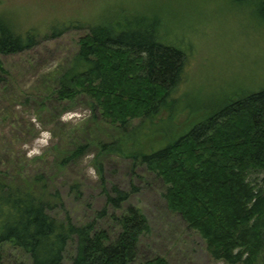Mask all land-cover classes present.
Listing matches in <instances>:
<instances>
[{
	"label": "trees",
	"instance_id": "trees-1",
	"mask_svg": "<svg viewBox=\"0 0 264 264\" xmlns=\"http://www.w3.org/2000/svg\"><path fill=\"white\" fill-rule=\"evenodd\" d=\"M229 1L264 29V0ZM161 28L158 17L139 16L124 21H58L44 31L36 26L19 28L13 17L0 14V54L33 49L44 32L45 37L56 38L87 29L68 68L56 79L53 100L71 103L83 95L94 116L98 112L123 130L118 138L101 143L102 148L157 175L166 187L168 208L202 235L214 259L264 264V85L202 109V119L188 131L165 128L156 120L166 108L175 109L189 56L163 38ZM7 74L0 58V87ZM142 125L145 133L150 131L147 135L165 129L161 141L144 148ZM90 144L72 143L61 151L60 165L83 156ZM1 169L0 264H26L6 263L2 252L6 242L27 252L32 264H168L161 255L138 257L141 236L151 229L139 207L130 205L122 214H113L119 229L112 236L95 220L78 224L71 217L59 220L51 215L52 207L63 203L45 170L17 172L10 178ZM112 190L106 201L121 209L131 193L116 186ZM99 213L105 214L106 207ZM72 240L76 252L68 255Z\"/></svg>",
	"mask_w": 264,
	"mask_h": 264
},
{
	"label": "rangeland",
	"instance_id": "rangeland-1",
	"mask_svg": "<svg viewBox=\"0 0 264 264\" xmlns=\"http://www.w3.org/2000/svg\"><path fill=\"white\" fill-rule=\"evenodd\" d=\"M0 14L13 17L19 28L36 26L44 31L58 21L158 17L162 37L189 56L175 109L166 108L156 120L167 129L188 131L202 119V109L264 85V29L229 0H0ZM86 31L73 29L56 38L45 37L44 32L33 49L0 54L8 71L0 87V169L10 178L17 172L45 170L63 203L55 204L51 215L59 220L71 217L78 224L95 220L112 236L119 229L113 214H122L130 205L139 207L151 224L138 244L141 260L161 255L168 264H227L214 259L202 235L168 208L166 187L157 175L102 148L101 143L118 138L123 130L98 112L94 116L83 95L59 104L50 96ZM171 116L174 120L166 122ZM164 130L147 135L150 131L143 129L144 148L161 141ZM76 142L91 144L83 156L61 166V151ZM113 186L131 193L121 209L106 201ZM105 207L106 213L100 214ZM75 247L72 240L67 254L73 255ZM2 252L6 263L32 264L31 256L12 243L6 242Z\"/></svg>",
	"mask_w": 264,
	"mask_h": 264
}]
</instances>
